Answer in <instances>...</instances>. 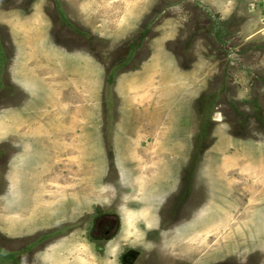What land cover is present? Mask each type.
I'll list each match as a JSON object with an SVG mask.
<instances>
[{"label": "rangeland", "instance_id": "1", "mask_svg": "<svg viewBox=\"0 0 264 264\" xmlns=\"http://www.w3.org/2000/svg\"><path fill=\"white\" fill-rule=\"evenodd\" d=\"M0 264H264V0H0Z\"/></svg>", "mask_w": 264, "mask_h": 264}, {"label": "crops", "instance_id": "2", "mask_svg": "<svg viewBox=\"0 0 264 264\" xmlns=\"http://www.w3.org/2000/svg\"><path fill=\"white\" fill-rule=\"evenodd\" d=\"M129 78L137 86H140L139 90H138V93H140V94H138V95H140V98L139 99L134 98L132 104L135 106L134 102L136 101L138 103H141V104L147 106L145 109L144 108L139 109V113H141V115H142V118L140 119V121L150 122V121L156 119L157 114H159V115L161 114V110H154L153 113H156V114H152V111H150V109H149V105L151 104V101H156V99L159 96L164 95V92L162 90H159V91L157 90L156 93H152L151 95L147 96L146 91L148 93L151 86H156L158 84V81L162 79V76L159 79L155 75V72L152 68H143V70L137 72L133 76H129ZM123 83H125V82H123ZM130 88L132 89V87H130ZM162 103H163V101H162ZM131 110H135V109H131ZM140 132L142 133L141 130H140ZM128 140H129V138H128ZM131 142L133 143V142H135V140H132ZM125 157L126 156L123 155V157L119 156L118 158L120 159V158H125Z\"/></svg>", "mask_w": 264, "mask_h": 264}, {"label": "flooded vegetation", "instance_id": "3", "mask_svg": "<svg viewBox=\"0 0 264 264\" xmlns=\"http://www.w3.org/2000/svg\"><path fill=\"white\" fill-rule=\"evenodd\" d=\"M186 205L187 204H184L183 206H181V208L178 210V212L176 213V215H174L175 216V220H174V218H173V216L171 215V213L173 212V211H175L174 209H169L168 210V214L169 215H167V217L166 218H168V219H171L172 221H174V222H177V220H180L181 218L180 217H182V214H183V210L186 208ZM110 234H111V230H108V232L106 233V237H109L110 236Z\"/></svg>", "mask_w": 264, "mask_h": 264}]
</instances>
